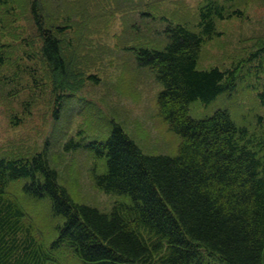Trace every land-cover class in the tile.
Segmentation results:
<instances>
[{"label":"trees","instance_id":"obj_1","mask_svg":"<svg viewBox=\"0 0 264 264\" xmlns=\"http://www.w3.org/2000/svg\"><path fill=\"white\" fill-rule=\"evenodd\" d=\"M31 12L41 57L61 77L53 85L58 118L79 64L69 57L73 43L65 28L46 26L34 4ZM245 16L234 0H205L197 8V30L164 13V46L134 48L137 65L149 68L160 84L157 114L179 136L175 155L145 153L114 120L106 138L65 143V150L82 147L100 162L93 169L95 186L126 196L108 210L76 201L45 148L0 157V264H57L65 252L82 264H264V132L255 139L225 108L201 118L189 113L191 102L206 105L223 92L231 94L253 73L257 78L249 86L264 108V41L226 69L197 68L203 43L220 34L216 21ZM14 182L59 219L47 244L10 195Z\"/></svg>","mask_w":264,"mask_h":264},{"label":"rangeland","instance_id":"obj_2","mask_svg":"<svg viewBox=\"0 0 264 264\" xmlns=\"http://www.w3.org/2000/svg\"><path fill=\"white\" fill-rule=\"evenodd\" d=\"M234 1L247 16L216 21L220 34L201 46L198 69H226L264 41V0ZM203 2L0 0V157L29 155L45 148L76 201L108 210L112 203L125 200L124 195L106 193L95 186L93 169L95 163L99 169L100 162L90 151L82 147L67 151L63 146L71 138L78 142L104 138L114 120L145 153L176 154L179 136L157 114L160 84L149 68L137 65L134 48L164 46V13L172 19H184L191 30H197V8ZM33 4L41 9L46 26L65 28L73 43L69 57L79 64L77 78L66 84L65 92L72 95L58 111V118L53 115V85L61 77L53 74L41 57ZM73 6L80 8L73 11ZM57 7H61L60 13L54 15ZM148 10L154 15L146 14ZM256 78L254 73L245 75L231 94L223 92L206 105L199 100L191 102L190 115L201 118L225 108L238 125H246L258 139L264 132V108L256 98L257 90L249 86ZM8 191L21 203L35 236L47 244L59 220L50 214L49 205L27 198L21 182L12 183ZM57 264L82 262L65 252Z\"/></svg>","mask_w":264,"mask_h":264}]
</instances>
